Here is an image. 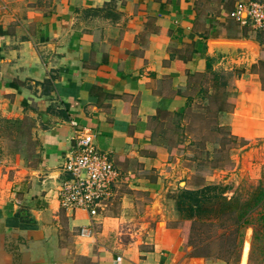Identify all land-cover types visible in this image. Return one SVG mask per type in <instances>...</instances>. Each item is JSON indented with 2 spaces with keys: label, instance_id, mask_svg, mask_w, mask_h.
Here are the masks:
<instances>
[{
  "label": "crops",
  "instance_id": "obj_1",
  "mask_svg": "<svg viewBox=\"0 0 264 264\" xmlns=\"http://www.w3.org/2000/svg\"><path fill=\"white\" fill-rule=\"evenodd\" d=\"M245 1L258 0H1L0 114L34 122L40 163L23 206H0V264H59L58 194L84 130L120 174L113 197L127 185L156 198L170 161L156 132L167 117L186 113L208 66L217 73L243 66L239 107L246 96L264 104L252 71L264 42L228 29L233 22L247 31L230 17ZM256 112L255 124L264 127ZM238 114L237 135L264 130L247 128ZM65 211L81 227L95 224L84 211ZM173 234L157 229L146 241L104 245L88 257L91 264H203L180 261Z\"/></svg>",
  "mask_w": 264,
  "mask_h": 264
},
{
  "label": "rangeland",
  "instance_id": "obj_2",
  "mask_svg": "<svg viewBox=\"0 0 264 264\" xmlns=\"http://www.w3.org/2000/svg\"><path fill=\"white\" fill-rule=\"evenodd\" d=\"M225 6L226 3L221 4V7ZM3 7L0 0V12ZM250 24L248 22L243 28L247 31L233 22L228 29L236 36L245 34L253 41L264 42V32L253 29ZM259 47L262 54L255 55L254 64L264 60V45ZM242 68L239 66L230 73L222 71L230 82L228 91L215 93L209 88L212 75H207L204 82L201 80V86L195 84L190 92L194 101L186 113L167 117L157 130L156 137L170 153L164 173L158 175L163 181L162 194L152 198L147 192L124 186L101 211L100 215L105 216L103 223L99 224L98 217L93 219L95 224L86 235L82 232L86 227L75 223L63 208L60 210L58 236L63 252L59 264H91L88 256L96 254L104 245L114 247L142 239L146 241L157 229H168L178 236L174 251H178L180 261L240 264L248 241L247 264H264V201L248 213L247 226L239 234L233 233L236 225L233 224L234 216L229 215L231 207L253 206L255 198L264 190V130L253 137L240 136L234 120L239 113L247 128L264 129L255 124L259 117L257 110L263 115L258 121L264 123V104L259 99L246 96V105L239 107V96L243 93L238 84L240 79L231 73ZM258 69L264 92V68ZM200 88L214 92L213 97L198 95ZM220 109L223 112H219ZM34 129V122L28 117L0 114V206L9 202L23 206V191L40 163ZM209 185L224 190L221 197L205 205L210 211L203 217L190 219L178 210L177 195L182 190H198ZM123 214L124 220L121 219ZM110 217L115 218L109 220ZM166 239L170 240L168 234ZM47 264L55 263L47 261Z\"/></svg>",
  "mask_w": 264,
  "mask_h": 264
},
{
  "label": "built area",
  "instance_id": "obj_3",
  "mask_svg": "<svg viewBox=\"0 0 264 264\" xmlns=\"http://www.w3.org/2000/svg\"><path fill=\"white\" fill-rule=\"evenodd\" d=\"M230 17L242 26L250 22L253 29L264 31V2L239 4ZM71 123L77 126L75 121ZM94 140L95 136L89 130H84L76 138L75 149L64 166L68 177L58 194L61 208L73 212L84 211L92 220L99 217L113 198L114 185L120 177L109 155L101 153ZM92 226H85L83 235Z\"/></svg>",
  "mask_w": 264,
  "mask_h": 264
},
{
  "label": "trees",
  "instance_id": "obj_4",
  "mask_svg": "<svg viewBox=\"0 0 264 264\" xmlns=\"http://www.w3.org/2000/svg\"><path fill=\"white\" fill-rule=\"evenodd\" d=\"M262 67L264 68V60H260L258 64L254 65L252 67V71L259 74L258 68H262ZM210 71H211V68L208 66V73L212 75L209 88H212V90L215 93H217L218 90H226V91L230 90V87H229L230 82H228L227 74L210 72ZM244 71L245 70H237L235 73H231V75L240 77ZM214 92L210 93L208 89L204 90V88H202L200 91V94L202 96L204 94L205 95L204 97L206 98V97H209V95L210 97H213L214 94L212 93ZM192 102H193V99H190L187 107H189ZM219 112H223V110L220 109ZM223 190L224 189H221L219 186H212V185L205 186L198 190H185L184 189L177 195V199H178L177 208L181 212H184L185 214H187L188 218L190 219L197 218V217L201 218L203 217L204 213H206L207 211H210L208 208H206L207 206L205 205L209 203L211 204L216 198L221 197ZM262 201H264V190H262L260 195L255 198V203L253 206H237L238 207V208L236 207L237 209L230 206L231 208L229 211V215L232 217L234 216L233 224L236 225V229L233 230V233L236 232L239 234L247 226V220L245 219L246 216L254 207L260 205ZM224 235L225 234H223L222 236ZM239 238H242V235L239 236ZM239 242L242 245L243 239L240 240Z\"/></svg>",
  "mask_w": 264,
  "mask_h": 264
},
{
  "label": "bare ground",
  "instance_id": "obj_5",
  "mask_svg": "<svg viewBox=\"0 0 264 264\" xmlns=\"http://www.w3.org/2000/svg\"><path fill=\"white\" fill-rule=\"evenodd\" d=\"M249 252H250V246H249L248 241H246L245 245H244V248H243V252H242L241 264H247Z\"/></svg>",
  "mask_w": 264,
  "mask_h": 264
},
{
  "label": "water",
  "instance_id": "obj_6",
  "mask_svg": "<svg viewBox=\"0 0 264 264\" xmlns=\"http://www.w3.org/2000/svg\"><path fill=\"white\" fill-rule=\"evenodd\" d=\"M251 239V238H250Z\"/></svg>",
  "mask_w": 264,
  "mask_h": 264
}]
</instances>
